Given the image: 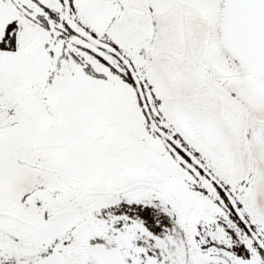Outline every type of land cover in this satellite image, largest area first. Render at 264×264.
<instances>
[{"label": "snow or ice", "instance_id": "snow-or-ice-1", "mask_svg": "<svg viewBox=\"0 0 264 264\" xmlns=\"http://www.w3.org/2000/svg\"><path fill=\"white\" fill-rule=\"evenodd\" d=\"M0 264H264V0H0Z\"/></svg>", "mask_w": 264, "mask_h": 264}]
</instances>
